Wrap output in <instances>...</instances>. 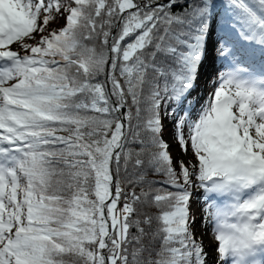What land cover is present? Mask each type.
Wrapping results in <instances>:
<instances>
[{
    "label": "snow or ice",
    "instance_id": "6c2138e0",
    "mask_svg": "<svg viewBox=\"0 0 264 264\" xmlns=\"http://www.w3.org/2000/svg\"><path fill=\"white\" fill-rule=\"evenodd\" d=\"M65 257L264 264V0H0V264Z\"/></svg>",
    "mask_w": 264,
    "mask_h": 264
},
{
    "label": "rangeland",
    "instance_id": "374dc122",
    "mask_svg": "<svg viewBox=\"0 0 264 264\" xmlns=\"http://www.w3.org/2000/svg\"><path fill=\"white\" fill-rule=\"evenodd\" d=\"M63 21L64 24L66 23V20L62 17H60ZM37 40L39 37L37 36ZM13 48L15 49L16 46L13 45ZM216 53L214 49H210V58L215 57ZM216 68L221 67V62L219 60L216 61ZM202 73H206L207 69H202ZM213 76H215V73H213ZM200 83L203 84L204 89L206 90V93L208 95L209 92L212 91L213 85L211 82L208 80V77L206 75L201 76ZM166 132H167V137L165 138L166 141L172 145V147L169 149L171 155L174 158H182L184 161H188L192 159L191 153L189 151V154L185 155L183 154L179 147L175 145V142L173 140V134H174V127L173 125L169 122L168 125L166 126ZM188 130L187 127H185V135L187 136ZM193 204H192V211L197 215V223L194 225L195 233L196 235L203 240L205 250L209 251L211 255H215V245L216 241L214 239V234L212 233L210 227H206L202 224V217H201V210L203 208V202L201 203L197 198L193 197ZM214 244V246L210 249L208 246ZM210 264H213V262L210 261Z\"/></svg>",
    "mask_w": 264,
    "mask_h": 264
},
{
    "label": "trees",
    "instance_id": "16d2710c",
    "mask_svg": "<svg viewBox=\"0 0 264 264\" xmlns=\"http://www.w3.org/2000/svg\"><path fill=\"white\" fill-rule=\"evenodd\" d=\"M64 25H65L64 21L60 17H58L57 21L50 26L49 30H51L52 28L59 29V28H62ZM28 43L35 44L36 41L35 40H29ZM168 123H169V121H165L166 126L168 125ZM166 131L167 130H166V127H165L164 139L167 137V132ZM59 134L67 135V133H59ZM165 141H166V139H165ZM173 159L174 160H183L182 158L178 159V158H174V157H173ZM150 178L154 179V180L163 179V177L158 175V174L157 175L150 174ZM157 187H159V186H157ZM168 190L172 191L173 189H168ZM137 191H139V188H137ZM198 200L200 202H203L202 198L198 199ZM148 211H150L153 214H158V210L155 207H152V208L148 209ZM133 231H135V230L133 229ZM149 240H150V237L149 238H145L144 243H145L146 246H149V251H151V259H156L157 258L156 257V251L159 250V243L154 241V242L151 243V245H149ZM131 251H132V248L129 247V253H131ZM149 251H145L141 258L144 259V260L149 259ZM130 261H131V256H130ZM65 264H74L73 258L72 257H65Z\"/></svg>",
    "mask_w": 264,
    "mask_h": 264
},
{
    "label": "bare ground",
    "instance_id": "6f19581e",
    "mask_svg": "<svg viewBox=\"0 0 264 264\" xmlns=\"http://www.w3.org/2000/svg\"><path fill=\"white\" fill-rule=\"evenodd\" d=\"M212 246H214V244H212Z\"/></svg>",
    "mask_w": 264,
    "mask_h": 264
}]
</instances>
